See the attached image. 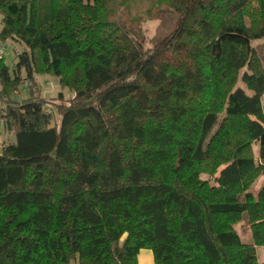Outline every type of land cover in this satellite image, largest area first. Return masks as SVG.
<instances>
[{
  "label": "trees",
  "instance_id": "obj_1",
  "mask_svg": "<svg viewBox=\"0 0 264 264\" xmlns=\"http://www.w3.org/2000/svg\"><path fill=\"white\" fill-rule=\"evenodd\" d=\"M131 2L0 0V44L26 46L0 56V264H258L264 0H155L150 47ZM37 73L73 96L50 106Z\"/></svg>",
  "mask_w": 264,
  "mask_h": 264
},
{
  "label": "rangeland",
  "instance_id": "obj_2",
  "mask_svg": "<svg viewBox=\"0 0 264 264\" xmlns=\"http://www.w3.org/2000/svg\"><path fill=\"white\" fill-rule=\"evenodd\" d=\"M130 10L125 8V12L129 15V17L134 18L135 22H137V25L140 27L141 31L143 32L145 41L144 46L150 47L152 46L154 40L157 38L159 34H161L163 31H165L166 27L163 24V22L156 18L153 15L152 10L158 6L157 3H155V0H132L130 4ZM148 7H152L151 12L147 11ZM1 18L2 15L0 13V28H1ZM165 27V28H164ZM165 29V30H164ZM253 44L258 47V50L262 53H264V41L263 40H255L253 41ZM0 47H3L4 51V61L8 65L9 70L11 73H13L17 54L24 49H26V46L17 41H13L11 39L5 40L2 44H0ZM22 75H24V71H21ZM29 85L27 82H23L19 84L17 91L12 94V99L14 100H20L22 98H26L29 95ZM239 86H242L244 88L243 83L241 80L238 81ZM35 93L37 95H40L44 98L47 103L52 106L57 103L62 102L63 104L66 103V100L73 96V92L68 89L67 87H63L60 85L58 77L52 74L47 73H37L34 77L33 86ZM246 92L251 93L250 90L246 89ZM59 92H61L63 99H59ZM261 103L264 105V94L261 96ZM55 108V107H54ZM49 110V108H47ZM59 121V115L58 112L53 113L52 122L58 123ZM13 143L15 142V136L13 133L6 131L4 129V123L3 120L0 118V146L5 143ZM256 149V147H253ZM201 176L203 178L209 177L206 173H202ZM264 184V174L259 175L254 182L251 185V191L256 193V191ZM234 227L236 231L238 232L240 238L244 242H251V234L249 231V227L246 223V217L245 214H243V217L241 220L236 222L234 224ZM256 255H257V263H261L264 261V246H256Z\"/></svg>",
  "mask_w": 264,
  "mask_h": 264
},
{
  "label": "crops",
  "instance_id": "obj_3",
  "mask_svg": "<svg viewBox=\"0 0 264 264\" xmlns=\"http://www.w3.org/2000/svg\"><path fill=\"white\" fill-rule=\"evenodd\" d=\"M137 264H154L152 251L148 248L140 249L137 255Z\"/></svg>",
  "mask_w": 264,
  "mask_h": 264
},
{
  "label": "built area",
  "instance_id": "obj_4",
  "mask_svg": "<svg viewBox=\"0 0 264 264\" xmlns=\"http://www.w3.org/2000/svg\"><path fill=\"white\" fill-rule=\"evenodd\" d=\"M4 54L3 47H0V56Z\"/></svg>",
  "mask_w": 264,
  "mask_h": 264
}]
</instances>
